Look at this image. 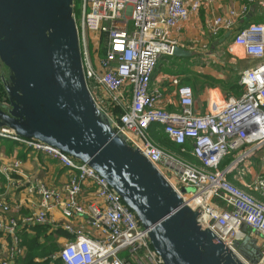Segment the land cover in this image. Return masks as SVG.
I'll list each match as a JSON object with an SVG mask.
<instances>
[{"label": "built area", "instance_id": "built-area-1", "mask_svg": "<svg viewBox=\"0 0 264 264\" xmlns=\"http://www.w3.org/2000/svg\"><path fill=\"white\" fill-rule=\"evenodd\" d=\"M80 2V18L75 14V20L85 80L115 133L159 171L191 210L201 213L198 221L217 240L232 248L246 237L245 227L264 238V200L228 179L264 145V24L250 23L235 30L243 10L210 20L211 37L234 32L230 46L242 49L254 62L240 74L244 94L226 98L214 89L207 113L198 115L192 88L182 86L175 77L172 84L179 109L170 112L162 106L166 96L154 82L155 72L161 60L172 57L179 46L173 34L182 23L215 0ZM153 126L162 128L179 146L189 142L190 155L197 163L161 149L150 135ZM0 137L57 160L70 173L62 188L29 182L30 212L15 216L13 208L22 206L11 204L8 197L16 186L15 177H23V163L17 159L0 162V181L6 183V191L0 194V264L25 259L21 233L49 224L65 234L58 237L62 249L52 256L63 264H164L151 244L149 230L88 164L49 145L20 138L11 130H0ZM232 154L236 159L221 170L224 159ZM254 185L264 195V178ZM186 188L194 192L184 193ZM53 212L60 214L59 221Z\"/></svg>", "mask_w": 264, "mask_h": 264}, {"label": "water", "instance_id": "water-1", "mask_svg": "<svg viewBox=\"0 0 264 264\" xmlns=\"http://www.w3.org/2000/svg\"><path fill=\"white\" fill-rule=\"evenodd\" d=\"M191 56L179 46L173 52L177 58ZM0 61L9 70L10 102V108L0 106V130L93 168L149 230L164 264H264L256 239L246 235L231 248L205 230L198 221L201 213L112 129L87 87L75 0H0Z\"/></svg>", "mask_w": 264, "mask_h": 264}, {"label": "crops", "instance_id": "crops-1", "mask_svg": "<svg viewBox=\"0 0 264 264\" xmlns=\"http://www.w3.org/2000/svg\"><path fill=\"white\" fill-rule=\"evenodd\" d=\"M242 10L245 11V14L239 19L235 30H239L250 23L264 24V0H215L213 3H207L198 14L192 15L187 22L182 23L180 29L173 34V38L178 40L181 48L188 50L187 48H189V46L192 48V44L196 46L199 43H204V41L208 43V46H212L216 41L225 38L227 34H231L227 41L219 46L226 45V47H230V61L236 65L237 70L239 69V78L236 82L240 84V74L246 69L252 67L254 62L247 59V56L242 49L230 46L234 37V32H225L221 33L218 37H211L208 33L207 25L209 21L215 17L227 18L232 11L239 12ZM213 40L215 41L212 42ZM196 73L206 77H212L204 70L201 72L197 71ZM174 78L175 77L164 73L154 76V82L162 88L166 96L162 106L165 110L170 112H175L179 109L178 95L176 92L177 89L172 84ZM225 83L226 82L223 84ZM240 86L242 85L240 84ZM214 89L219 88H211L206 85L203 91V94L205 93V95L200 96L199 98H196L195 96L194 110L196 114L204 115L207 113L210 95ZM219 90L222 92L221 89ZM238 95L239 93L236 92L224 94L226 98H238ZM262 150H264V148L259 151ZM14 159L20 160L23 163V177H15V181L17 182L15 183L16 186L15 188L10 189L11 192L8 197V201L11 204L22 206L20 209L13 208V214L15 216L27 215L30 212L28 205L30 196L26 193V188L29 186V182H42L49 187L55 188H62L68 183L70 173L67 169L63 168L57 160L49 158L39 152L32 151L22 145L15 146L11 151H8L7 146L0 142V162H7ZM250 159L251 158L248 160ZM256 159L257 160L252 159L253 161L247 160L242 163L236 170L228 175V179L234 185L249 192L257 199L264 200V195L261 191L254 188V184L260 178H264V164L263 166H260V162H258L260 158L257 157ZM5 187V181H0V189L6 191ZM2 193L3 191L0 194ZM52 216L57 221L61 219L58 212H53ZM247 237L256 239L258 242L257 246L264 252V238L255 233L252 229L247 230Z\"/></svg>", "mask_w": 264, "mask_h": 264}, {"label": "trees", "instance_id": "trees-1", "mask_svg": "<svg viewBox=\"0 0 264 264\" xmlns=\"http://www.w3.org/2000/svg\"><path fill=\"white\" fill-rule=\"evenodd\" d=\"M80 0H76V7H75V14L77 16V19L80 18ZM213 40L212 42H214ZM213 44V43H212ZM213 46V45H212ZM211 46V47H212ZM213 49V48H212ZM195 56H191L189 58H177V57H166L163 60H161L156 72L155 76L164 73L169 74L173 77L181 78V75L185 74V70H178V71H172V67L179 68L182 65H179L177 63L180 62H191V60H194ZM184 68V67H183ZM184 72V73H183ZM187 73H190L188 70H186ZM196 73V72H195ZM195 85L193 86V83L188 81H184L186 84L191 85L192 90L194 94L197 92V86L200 85V91H204L206 85L210 86L211 88H219L222 90V92L225 94L229 92H236L239 93L240 98L244 94V88L240 86L235 80V82L232 80L230 82H227L225 84L219 83L217 80L211 79L214 83H203L201 80L207 78L204 75L195 74ZM208 79V78H207ZM190 87V86H188ZM3 91L2 93L5 94L6 98L8 99V95L5 91V87L0 84V91ZM195 96V95H194ZM150 135L152 136L154 142L163 150L169 151L172 153H179L187 159L188 161L192 163H197V161L190 155V144L189 142L185 145L179 146L172 142L162 131V128L160 127H152L150 129ZM0 142L7 146L8 151H11L15 146H24L23 144L13 141L10 139L5 140V138L0 137ZM20 144V145H19ZM187 151V153H183V151ZM236 159V154H232L231 156H228L224 159L222 162L220 169L224 170L227 168L234 160ZM4 190L0 189V193ZM2 193V194H3ZM56 235V236H54ZM65 235L62 231H56L53 228V225H44V226H36L33 228H30L29 230H25L21 233V238L23 241V246L27 250V254L25 259H20L18 261V264H63L62 260L60 259H52V256L55 255L59 248H58V237Z\"/></svg>", "mask_w": 264, "mask_h": 264}, {"label": "rangeland", "instance_id": "rangeland-1", "mask_svg": "<svg viewBox=\"0 0 264 264\" xmlns=\"http://www.w3.org/2000/svg\"><path fill=\"white\" fill-rule=\"evenodd\" d=\"M192 48H187L189 51H191L193 53V55L195 56L194 60H191V62H180L177 63L179 65H182L183 67H172V71H178V70H185V74L181 75L179 78L181 85L182 86H190L189 84H186L188 81L193 83V86L195 85V72H201V71H205L207 72V74H210L212 77H207L205 79H202L201 81L203 83H214L211 79L217 80L219 83H224V82H230V81H234L238 80L239 78V69L237 70L236 65L233 64L230 61V54H231V50L229 49L230 47H226L225 46H208V43L204 41V43L202 44H198V45H191ZM218 47V48H217ZM213 48V49H212ZM230 61V62H229ZM231 63V64H230ZM200 68V69H199ZM203 68V69H201ZM186 70H188L190 73H187ZM183 72V73H184ZM4 74V77H3ZM9 78V72L6 70V68L4 67V65L1 63L0 61V84L3 85V87H5V80H8ZM186 81V83L184 82ZM193 88V87H192ZM5 91H6V87H5ZM3 91H0V103L1 104H8L7 102V98L5 96V94L2 93ZM7 93V92H6ZM205 95V93L203 94L202 91H200V85L197 86V92L195 94L196 98H199L200 96ZM201 100V98H200ZM7 106V105H6ZM260 158V160H258V162H260V166H263L264 164V150L259 151L257 154H255L253 157H251L250 160H257L256 158ZM262 159V160H261ZM248 160V161H250ZM252 160V161H253ZM190 193L194 192V189L191 188ZM250 228L246 227L245 230H249ZM247 233V232H246ZM58 243V242H57ZM58 252L62 249V244L58 243ZM57 252V253H58Z\"/></svg>", "mask_w": 264, "mask_h": 264}, {"label": "flooded vegetation", "instance_id": "flooded-vegetation-1", "mask_svg": "<svg viewBox=\"0 0 264 264\" xmlns=\"http://www.w3.org/2000/svg\"><path fill=\"white\" fill-rule=\"evenodd\" d=\"M5 67V66H4ZM6 68V67H5ZM6 70L9 72V70L6 68ZM3 77H4V74H3ZM6 83H8V80H5V85H6ZM7 102H8V104H6L5 106L7 107V108H10V102H9V99H7ZM0 106L2 107V106H4V104H1L0 103ZM7 111V110H6Z\"/></svg>", "mask_w": 264, "mask_h": 264}]
</instances>
